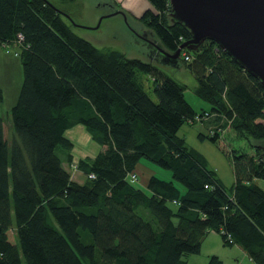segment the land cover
Returning a JSON list of instances; mask_svg holds the SVG:
<instances>
[{"label": "trees", "instance_id": "trees-1", "mask_svg": "<svg viewBox=\"0 0 264 264\" xmlns=\"http://www.w3.org/2000/svg\"><path fill=\"white\" fill-rule=\"evenodd\" d=\"M149 2L153 9L138 20L172 53L190 33L170 22L169 0ZM19 34L23 80L9 139L0 115V264H186L209 231L264 264V190L255 182L264 179L258 80L211 40L181 50L180 65L209 105L197 112L185 84L158 64L94 46L43 0H0V44ZM189 121L213 126L198 137L229 159L230 188L179 134ZM74 124L103 147L76 162L82 183L65 167L73 161L65 131ZM227 128L252 153L221 148ZM142 159L171 170L183 189L156 174L137 185L129 173ZM207 264L222 262L212 255Z\"/></svg>", "mask_w": 264, "mask_h": 264}, {"label": "rangeland", "instance_id": "rangeland-1", "mask_svg": "<svg viewBox=\"0 0 264 264\" xmlns=\"http://www.w3.org/2000/svg\"><path fill=\"white\" fill-rule=\"evenodd\" d=\"M49 1L59 10L62 11V9H64L69 13H71V14H67L68 18L65 17V15L64 16L62 15L63 19L71 26H73L71 28L76 33H78V35L82 36L84 39L91 42L94 46L98 48L117 49L122 51L127 57H135L145 61L150 59L149 53L147 52L148 44L144 42L143 38L150 41L152 38L154 39V35L149 36L148 33H145V31L141 30L142 28L139 29L140 26H145V25L138 20V17L146 9L148 8L153 9V6L149 2V0H111L112 4L115 5L114 6L115 10H120L125 13L126 20H124L121 14L105 16L107 13L113 10L112 8L105 6V4L104 6H99V7L96 6L97 3H95V1L97 0H77L76 2H72V3H69L68 1H66V3H61L59 0H49ZM80 2H83L84 7H86L87 9V10L84 9L85 11L84 19L81 17L83 4ZM64 10L62 12H64ZM79 13H80V18H79ZM101 17L102 19L99 22ZM97 25L98 27H96ZM132 29H135L138 32L140 31L139 33L142 34L143 37L134 36V32ZM14 46L10 47V45H8L4 47V49L11 50V54L13 56H18L15 53L19 52V47L17 46L18 48L17 50V48L15 49ZM152 47L153 46L151 45L150 48ZM9 58H11V60H16L17 64L18 63L20 64L19 57L16 58L14 57L15 58L14 59L13 57L10 56ZM155 63L158 64V66H160L167 74H169L176 80L185 84L186 88L184 90V97L186 101L195 110L201 111L202 109H209L208 103L200 99V97L194 91L196 86V80L193 74L190 72V70L186 69L182 65H180L179 67H175L170 65H161L157 62ZM16 66H15L16 69L14 68L10 71V80L12 82L5 84V88H4L5 96L7 100L0 106V112L4 118H7L9 116V112H8L9 108L7 107H11L9 105H11L12 103L9 93L13 89V86L15 85L17 86L19 80H20V85L23 80V73L21 67L22 65L21 64L19 65L20 71H18ZM151 85L152 84L149 79L147 81V86H149V88L147 87V91L149 93V96L156 101L157 100L156 96L151 91V87H150ZM203 128L204 127L200 124L192 125V126L184 124L180 128L179 133L186 137L187 145L192 146L193 141H195V143L199 145L203 153L201 151L200 152L204 154L205 157L207 158L209 166L212 169L216 170L217 175H219V177L222 179L225 185L230 186V184L232 183V169H231L232 165L229 159L214 144L205 141V143H203V145L200 146V143L197 142V140L195 139V136L198 134L199 131L201 130L206 131ZM185 130L192 133L194 137L189 132L185 133ZM65 136L68 137L69 140H71L72 142V146L69 148V150H67V152L71 154V157L74 162H78L79 160L82 159H87L88 157L93 158L99 151L102 150V146L99 143H97L95 140H93L89 132L86 130V128L80 124H74L71 127H69L65 131ZM225 141L226 143L223 141L219 142L221 148H224L225 150H228L230 146H233L248 151L249 153H252L251 145L244 140H238V139L236 140L235 135L231 131H229L228 128L225 132ZM62 153H64V151L58 150L59 155L60 154L62 155ZM141 162H145V164H147L148 167L151 166V168H153V170L155 171L156 176L166 180H173L174 183L179 188L183 189L181 183L175 181L172 178L171 170L161 167L147 159H142ZM65 166L68 165L65 164ZM69 168L73 169L71 167ZM70 172H71V177L76 181H83L86 178L85 174L80 170H76L75 167L73 170H70ZM255 182L264 190V179H256ZM136 183L137 185L144 187L141 178H139V180H137ZM216 238H217L215 244L216 249H218L221 252H225L227 257H229L230 261L232 262L233 260L231 259V257H233L235 253L234 244L225 245L221 239V236ZM203 255H205L204 248H202L199 251V253L190 255L189 258H201L203 257ZM239 260L240 257L238 258L237 261ZM190 264H199V261H197L196 263L191 261Z\"/></svg>", "mask_w": 264, "mask_h": 264}, {"label": "water", "instance_id": "water-1", "mask_svg": "<svg viewBox=\"0 0 264 264\" xmlns=\"http://www.w3.org/2000/svg\"><path fill=\"white\" fill-rule=\"evenodd\" d=\"M43 1L68 18L49 0ZM169 4L170 22L186 28L190 38L172 53L157 39L150 40L157 55L150 59L179 67L181 50L195 51L205 40H211L264 88V0H169ZM115 14L126 20L125 13L115 9L105 16ZM256 147L264 160V140Z\"/></svg>", "mask_w": 264, "mask_h": 264}, {"label": "crops", "instance_id": "crops-1", "mask_svg": "<svg viewBox=\"0 0 264 264\" xmlns=\"http://www.w3.org/2000/svg\"><path fill=\"white\" fill-rule=\"evenodd\" d=\"M61 3H66V1H68L69 3H72V2H76L77 0H59ZM80 3H82L83 4V9H82V15H81V17L84 19L85 18V15H84V13H85V11H84V9H86V7H84V3L83 2H80ZM95 3H97V5L95 4ZM95 5L96 6H104V4H105V6H107V7H109V8H112V10H114L115 8H114V6L115 5H113L112 4V1L111 0H97V1H95ZM93 4V5H94ZM93 5H92V8H93ZM89 8V7H88ZM64 9H62V11H63ZM87 10V9H86ZM64 12L66 13V14H71V13H69L68 11H66V10H64ZM80 12V13H81ZM80 13H79V18H80ZM108 14V13H107ZM106 14V15H107ZM98 16V15H97ZM79 20V19H78ZM66 22V21H65ZM67 23V22H66ZM67 24H69V23H67ZM69 26H70V28L71 27H73V26H71L70 24H69ZM142 28V29H141ZM139 29H141L142 31H145V33H148L149 34V36L151 35V33H150V29H148L146 26H140V28ZM71 30L74 32V33H76L72 28H71ZM77 35H78V33H76ZM80 36V35H79ZM82 37V36H81ZM144 39V42L146 43V44H148V46H147V48H148V50H147V52L149 53V57H157V55L156 54H154L153 52H152V49L150 48V46L152 45L151 44V42L150 41H148V40H146L145 38H143ZM151 44V45H150ZM8 45H10V47H12V46H14V43H9ZM8 45H6V46H8ZM6 46H3V44H0V91H1V97H0V106L7 100V98H6V96H5V91H4V88H5V84H7V83H11L12 81L10 80V71L12 70V69H14L15 68V66H16V64H17V61L16 60H11V58H9L10 56L11 57H19V54H18V56H13L12 54H11V50H5L4 49V47H6ZM14 48L16 49L17 48V46L15 45L14 46ZM17 50H18V48H17ZM14 58V59H15ZM130 58H135V57H130ZM20 59V58H19ZM142 60V59H141ZM145 61V60H144ZM146 61H152V62H154V60H152V59H148V60H146ZM155 63V62H154ZM20 64H21V61H20ZM19 63L17 64V69H18V71H20V65ZM22 67V66H21ZM16 69V68H15ZM19 85H20V80L18 81V83H17V86L15 85V86H13V89L10 91V93H9V96H10V98H11V105H9V106H13L14 105V103H15V101H16V99H17V94L19 93V89H20V87H19ZM21 86V85H20ZM8 96V97H9ZM11 107H7V108H9L8 109V112H9V116L7 117V118H4L3 117V115L1 114V112H0V115L2 116V118H3V120H4V136L6 137V138H10V136H11V132H12V130H11V120H10V108ZM203 110V109H202ZM201 110V111H202ZM197 111V110H196ZM201 111H197V112H201ZM7 116V115H6ZM206 122V121H205ZM203 123V122H194V123H191V122H187V123H185V124H187V125H197V124H200V125H202L204 128L203 129H205L206 131H199L198 132V134L199 133H208L209 132V129L211 128V127H213L212 125H206V123ZM184 125V124H183ZM182 125V126H183ZM181 126V127H182ZM188 127V126H187ZM190 127V126H189ZM190 129V128H189ZM180 130V129H179ZM186 132H189V131H186L185 130V133ZM190 133V132H189ZM180 134V133H179ZM191 135H192V133H190ZM198 134L195 136V139L197 140V142H199L200 143V146H202L203 145V143H205V141H208L207 139H204V140H202V139H200L199 137H198ZM181 135V134H180ZM184 139H185V141H186V137L184 136V135H181ZM193 136V135H192ZM194 137V136H193ZM208 142H210V141H208ZM211 143V142H210ZM197 145V143H195V141H193L192 142V146H190V147H192V148H194L195 150H199L198 152H202L203 153V151H202V149L199 147V145ZM216 146V145H215ZM102 149H103V147H102ZM200 152V153H201ZM201 153V154H202ZM204 155V154H203ZM205 156V155H204ZM206 158V157H205ZM207 159V158H206ZM76 166V162H74V161H72V163L71 164H68V166H65L66 168H67V170L68 171H70V170H73L74 169V167ZM69 167H71V168H73V169H70ZM76 170H79L78 168H75ZM231 169H232V166H231ZM216 171V170H215ZM134 172H136L138 175H139V177L141 178V181H142V184H143V186H146V183H147V180H148V178L150 177V175H152V174H155V171L153 170V168H151V166H149L148 167V165L147 164H145V162H139V163H137V165L135 166V169H134ZM71 173V172H70ZM217 173V172H216ZM218 177H219V175H218ZM220 178V177H219ZM73 179V178H72ZM74 180V179H73ZM85 180V179H84ZM84 180L83 181H76V182H78V183H82V182H84ZM220 180L222 181V179L220 178ZM233 182H234V176H233V171H232V183L230 184V186H227V185H225L224 183H223V181H222V183L227 187V188H230L231 187V185L233 184ZM220 234H218V233H216V232H214V231H209V232H207L205 235H204V237H203V240H202V243H201V247L202 248H204V250H205V255H203V257H201V258H189V256L190 255H194V254H190V255H188L187 256V261H186V264H190L191 263V261H193L194 263H196L197 261H199V264H207V262H208V259H209V257L210 256H212V255H216L220 260H221V262H222V264H234V262H235V264H255L254 262H253V260H251L249 257H248V255L238 246V245H234V249H235V253H234V255H233V257H231V259L233 260L232 262L230 261V259H229V257H227V255H226V253L225 252H221V251H219L218 249H216V240H217V238L216 237H220L219 236ZM201 248V249H202ZM200 249V250H201ZM240 257V260L239 261H237L238 260V258ZM225 258H226V261H225ZM189 259H192V260H189ZM236 261H237V263H236ZM203 262V263H202ZM239 262V263H238Z\"/></svg>", "mask_w": 264, "mask_h": 264}, {"label": "built area", "instance_id": "built-area-1", "mask_svg": "<svg viewBox=\"0 0 264 264\" xmlns=\"http://www.w3.org/2000/svg\"><path fill=\"white\" fill-rule=\"evenodd\" d=\"M22 37H21V35L19 34V35H17V40H15L14 41V44L16 45V46H20V39H21ZM3 46H6V44H3ZM16 55H18V53L16 52L15 53ZM183 55V57H184V59L185 60H188L189 59V55L187 54V53H183L182 54ZM195 120L196 121H199L200 120V117L199 116H196L195 117ZM190 122V121H189ZM76 168V167H75ZM129 176L133 179V180H138V174L136 173V172H130L129 173ZM88 177H90V178H93L94 176H93V174H90V175H88Z\"/></svg>", "mask_w": 264, "mask_h": 264}, {"label": "flooded vegetation", "instance_id": "flooded-vegetation-1", "mask_svg": "<svg viewBox=\"0 0 264 264\" xmlns=\"http://www.w3.org/2000/svg\"><path fill=\"white\" fill-rule=\"evenodd\" d=\"M133 30V32H134V36H141V37H143V35L142 34H140L137 30H135V29H132Z\"/></svg>", "mask_w": 264, "mask_h": 264}]
</instances>
